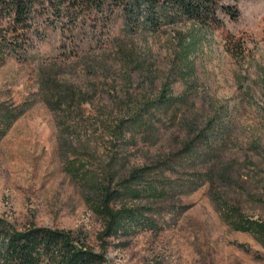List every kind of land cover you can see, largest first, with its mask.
Segmentation results:
<instances>
[{
    "label": "rangeland",
    "instance_id": "rangeland-1",
    "mask_svg": "<svg viewBox=\"0 0 264 264\" xmlns=\"http://www.w3.org/2000/svg\"><path fill=\"white\" fill-rule=\"evenodd\" d=\"M222 5L219 28L44 16L24 59L0 52L8 228L73 232L104 264H264L217 208L264 222V0ZM106 190L152 229L105 236Z\"/></svg>",
    "mask_w": 264,
    "mask_h": 264
},
{
    "label": "trees",
    "instance_id": "trees-1",
    "mask_svg": "<svg viewBox=\"0 0 264 264\" xmlns=\"http://www.w3.org/2000/svg\"><path fill=\"white\" fill-rule=\"evenodd\" d=\"M119 8L127 27L142 26L157 30L174 19L219 28L218 12L235 16L236 11L222 5V0H0V52L24 59L31 47L33 34L44 16L71 26L85 23L86 15L95 20L96 12L107 6ZM78 15H84L78 21ZM91 19V20H92ZM90 20V21H91ZM62 24V23H61ZM103 200L95 210L105 221L104 235L116 236L136 228L152 229L139 208L113 209L112 202L120 195L104 191ZM222 219L233 229L251 235L264 248V222L249 220L240 214L222 211ZM101 255L87 248L70 231L45 227H29L18 232L0 220V264H104Z\"/></svg>",
    "mask_w": 264,
    "mask_h": 264
}]
</instances>
